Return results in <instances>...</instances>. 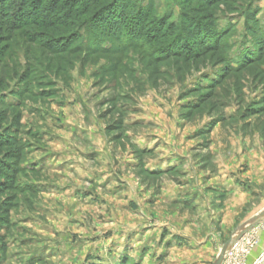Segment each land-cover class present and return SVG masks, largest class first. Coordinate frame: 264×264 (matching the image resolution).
<instances>
[{
    "label": "rangeland",
    "instance_id": "obj_1",
    "mask_svg": "<svg viewBox=\"0 0 264 264\" xmlns=\"http://www.w3.org/2000/svg\"><path fill=\"white\" fill-rule=\"evenodd\" d=\"M90 2L0 27V264H212L264 209V0Z\"/></svg>",
    "mask_w": 264,
    "mask_h": 264
},
{
    "label": "trees",
    "instance_id": "obj_2",
    "mask_svg": "<svg viewBox=\"0 0 264 264\" xmlns=\"http://www.w3.org/2000/svg\"><path fill=\"white\" fill-rule=\"evenodd\" d=\"M61 1L55 0L53 3H49L44 0H0V27L2 29L6 27L9 30H18L23 26L36 24L37 22L46 21L47 23H53L54 20L63 22L75 16L80 19L87 13L88 6L92 5L90 0H83L78 7H75V3L61 4ZM94 1L92 0V2ZM105 7L98 12L99 16L104 12L102 19L104 29L109 32V35L119 34L122 30L121 24L124 23L120 22V18L118 19L121 12H118L116 8L111 10ZM137 17L135 16L134 18L139 20ZM127 18L128 16L125 17V19ZM2 33L3 31L0 29V34ZM0 173H3L2 169H0ZM2 210L0 207V213H2Z\"/></svg>",
    "mask_w": 264,
    "mask_h": 264
},
{
    "label": "built area",
    "instance_id": "obj_3",
    "mask_svg": "<svg viewBox=\"0 0 264 264\" xmlns=\"http://www.w3.org/2000/svg\"><path fill=\"white\" fill-rule=\"evenodd\" d=\"M260 244V228L255 226L236 240L226 251L222 264H264V247Z\"/></svg>",
    "mask_w": 264,
    "mask_h": 264
},
{
    "label": "water",
    "instance_id": "obj_4",
    "mask_svg": "<svg viewBox=\"0 0 264 264\" xmlns=\"http://www.w3.org/2000/svg\"><path fill=\"white\" fill-rule=\"evenodd\" d=\"M264 221V209L258 212L249 222L244 224L239 230H237L233 236L224 244L220 254L212 264H222L224 260L225 253L227 249L241 236H243L247 231L251 230L258 224Z\"/></svg>",
    "mask_w": 264,
    "mask_h": 264
},
{
    "label": "crops",
    "instance_id": "obj_5",
    "mask_svg": "<svg viewBox=\"0 0 264 264\" xmlns=\"http://www.w3.org/2000/svg\"><path fill=\"white\" fill-rule=\"evenodd\" d=\"M262 247H264V246H262ZM262 247H261V248H262Z\"/></svg>",
    "mask_w": 264,
    "mask_h": 264
}]
</instances>
